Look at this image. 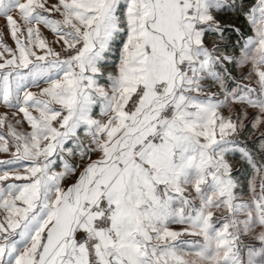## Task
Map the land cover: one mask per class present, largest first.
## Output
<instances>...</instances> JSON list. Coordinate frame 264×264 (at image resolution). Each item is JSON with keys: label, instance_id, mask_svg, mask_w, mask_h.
Returning a JSON list of instances; mask_svg holds the SVG:
<instances>
[{"label": "snow or ice", "instance_id": "obj_1", "mask_svg": "<svg viewBox=\"0 0 264 264\" xmlns=\"http://www.w3.org/2000/svg\"><path fill=\"white\" fill-rule=\"evenodd\" d=\"M0 18V264H264V0Z\"/></svg>", "mask_w": 264, "mask_h": 264}, {"label": "rangeland", "instance_id": "obj_2", "mask_svg": "<svg viewBox=\"0 0 264 264\" xmlns=\"http://www.w3.org/2000/svg\"><path fill=\"white\" fill-rule=\"evenodd\" d=\"M3 28V18H0V29H2ZM8 42L11 44L12 43V41H11V39L9 38L8 39ZM0 111H2V109H0ZM5 154H0V158H3V156H4Z\"/></svg>", "mask_w": 264, "mask_h": 264}]
</instances>
